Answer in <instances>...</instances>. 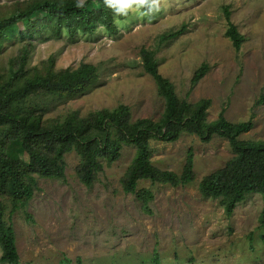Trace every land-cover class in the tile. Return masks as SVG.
Masks as SVG:
<instances>
[{"label": "rangeland", "instance_id": "374dc122", "mask_svg": "<svg viewBox=\"0 0 264 264\" xmlns=\"http://www.w3.org/2000/svg\"><path fill=\"white\" fill-rule=\"evenodd\" d=\"M42 1L0 0V21ZM226 10L244 37L239 52L226 37ZM44 18L55 19L50 13L38 20ZM26 26L19 24L21 30ZM182 29L175 39L164 37ZM40 35L0 37V85L11 81V69L22 66L27 75L34 70L60 75L88 64L97 68L98 78L77 92L28 95L22 106L30 123L41 122L39 133L71 121L91 125L97 112L121 105L129 107L133 123L158 122L165 100L144 71V49L154 53L159 73L174 85L180 101L191 106L208 102L207 123L222 112L232 124L253 116V129L240 140L264 141V103H258L264 97V0H160V10L151 18L130 15L116 34L99 28L94 34L64 29L54 37L47 29ZM203 64L208 71L193 84ZM12 90L20 87L13 83ZM9 111L8 106L3 113ZM24 140L22 130L0 118L4 159L34 179L32 198L13 214L11 201L0 191L3 221L15 230L20 264H156V257L158 264H264L261 196H249L228 217L220 200L202 193L204 179L235 156L227 140L214 137L204 143L187 132L171 143L151 140L150 168L156 180L140 178L137 184V191L152 193L148 203L125 191L134 145L123 144L116 161L102 159L87 187L76 152L64 157V180L45 178L37 173L38 164L30 165V155L44 157L48 165L55 157L54 144L43 136ZM189 153L193 180L184 183ZM24 181L30 183L28 177ZM2 253L0 247V257Z\"/></svg>", "mask_w": 264, "mask_h": 264}, {"label": "trees", "instance_id": "16d2710c", "mask_svg": "<svg viewBox=\"0 0 264 264\" xmlns=\"http://www.w3.org/2000/svg\"><path fill=\"white\" fill-rule=\"evenodd\" d=\"M76 0H44L35 3L31 7L15 13L7 19L0 21V37L14 40L16 37L22 39H36L47 29H50L54 37H60L62 31L82 34H94L99 25L111 33L118 32L112 23V11L104 6L103 0H86L84 8L75 7ZM53 14L55 19L38 18L45 14ZM228 30L226 37L233 44L234 49L239 52L244 37L230 22V13L226 10ZM121 20L124 17L120 18ZM20 23L28 24L21 30ZM184 32L169 34L166 39H175ZM141 57L144 62V71L155 81L159 94L165 100V110L158 122L149 119L132 122L130 109L127 106H119L113 111H101L94 115L93 124L88 125L85 121L79 124L75 121L57 126L53 130H43L39 133L41 122L30 123L28 113L22 106L24 99L37 92H77L86 86L96 82L98 78L97 68L82 64L77 70L66 71L60 75L41 74L34 70L33 74L27 75L25 66L17 71L11 69V81L0 85V118H4L13 127L22 130L26 134V140L40 138L54 144L55 157L49 161L44 157L30 155V165L33 163L40 166L37 171L41 177L51 179H65L64 168L65 155L76 152L82 161L81 168L84 176L83 183L90 187L94 174L100 169L102 159L109 162L116 161L120 157L123 144H132L136 148L132 170L125 184V191L137 196L148 203L153 199L151 192L147 190L137 191L140 178H148L153 182L156 180L150 168L151 140L163 142H175L182 133L187 132L197 136L204 143H209L214 137L228 141L235 156L226 166L216 174L206 177L201 185L203 195L211 200H220L228 217L233 213L238 204L243 203L249 196L258 194L264 203V141L244 142L240 140L243 134L249 133L253 127V116L247 122L232 124L221 113L218 120L207 123L205 111L208 102L203 101L197 106H191L186 101H180L174 85L159 73L158 61L151 51L142 49ZM208 66L203 64L195 73L193 84L201 80ZM13 83L20 90H12ZM21 97L22 101L16 103ZM259 104L264 103V97ZM10 107L9 113H3L4 108ZM37 126L32 129V127ZM37 131V134L34 133ZM24 140V142H26ZM193 156L189 153L188 164L184 183L193 180L192 175ZM28 177L27 184L24 178ZM34 179L24 170L9 164L4 159L3 151L0 150V191L5 192L12 203L11 214L25 206L33 196ZM4 208L0 203V247L2 256L0 264H20V256L16 247V233L11 224L3 221ZM27 220L31 217L27 215ZM259 224L264 227V206L259 217ZM157 257L155 259L158 264ZM69 263V261H67Z\"/></svg>", "mask_w": 264, "mask_h": 264}, {"label": "clouds", "instance_id": "9594fccd", "mask_svg": "<svg viewBox=\"0 0 264 264\" xmlns=\"http://www.w3.org/2000/svg\"><path fill=\"white\" fill-rule=\"evenodd\" d=\"M104 6L112 11V23L121 29L130 15L137 18H151L152 15L160 10V0H103ZM85 0H76V8H84ZM124 17V20L120 18ZM103 28V25H99Z\"/></svg>", "mask_w": 264, "mask_h": 264}]
</instances>
